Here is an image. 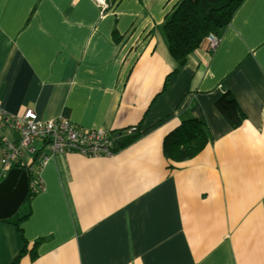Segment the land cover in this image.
<instances>
[{
	"label": "crops",
	"instance_id": "0c3cea01",
	"mask_svg": "<svg viewBox=\"0 0 264 264\" xmlns=\"http://www.w3.org/2000/svg\"><path fill=\"white\" fill-rule=\"evenodd\" d=\"M102 1L0 0L1 107L144 129L109 156L55 153L33 167L21 227L28 247L39 242L17 264H264V0H244L218 45L204 40L176 72L161 25L177 0ZM227 91L245 115L235 128L215 104ZM187 118L208 142L170 160L163 139ZM15 138L0 127V153ZM22 248L0 219V264Z\"/></svg>",
	"mask_w": 264,
	"mask_h": 264
},
{
	"label": "trees",
	"instance_id": "16d2710c",
	"mask_svg": "<svg viewBox=\"0 0 264 264\" xmlns=\"http://www.w3.org/2000/svg\"><path fill=\"white\" fill-rule=\"evenodd\" d=\"M244 0H177L173 7L166 13L161 25L162 35L166 42L171 57L177 62L174 70L182 68L186 63L189 53L197 49L206 37L213 33L221 36L224 29L230 23L235 11ZM166 84V82H165ZM164 84V85H165ZM218 111L226 118L232 127L239 126L245 115L239 107L236 99L230 92H223L216 101ZM141 124L135 126L132 133L119 132L115 139V151H118L133 141L144 132ZM209 134L205 123L196 118H187L171 130L163 139L164 156L170 160L183 161L197 154L208 142ZM16 167H22L28 173V192L18 211L4 221L11 223L19 232L23 241V248L14 258L11 264H17L21 256L30 253L35 254L37 243L34 241L31 247L23 237L22 222L30 214L29 202L37 192L33 188L35 178L34 170L27 165L17 163Z\"/></svg>",
	"mask_w": 264,
	"mask_h": 264
},
{
	"label": "built area",
	"instance_id": "2783aa9c",
	"mask_svg": "<svg viewBox=\"0 0 264 264\" xmlns=\"http://www.w3.org/2000/svg\"><path fill=\"white\" fill-rule=\"evenodd\" d=\"M103 8L107 5L100 0ZM207 50L212 51L220 40L216 34L206 37ZM0 127H9L16 132V138L4 141L0 153V166L3 172L23 164L24 153L32 156L33 164L27 163L30 170L40 169L55 153H78L84 156H109L115 152V139L119 133L101 128L79 126L65 117L42 118L32 108H25L20 114L10 113L0 106ZM135 126L122 131L132 133ZM33 164V165H32ZM33 188L40 186L39 178L33 180Z\"/></svg>",
	"mask_w": 264,
	"mask_h": 264
},
{
	"label": "water",
	"instance_id": "95a60500",
	"mask_svg": "<svg viewBox=\"0 0 264 264\" xmlns=\"http://www.w3.org/2000/svg\"><path fill=\"white\" fill-rule=\"evenodd\" d=\"M28 192V173L22 167L10 168L0 181V219L15 214Z\"/></svg>",
	"mask_w": 264,
	"mask_h": 264
}]
</instances>
